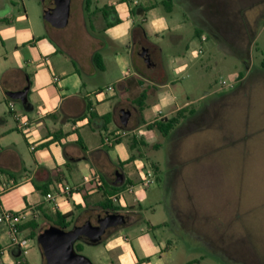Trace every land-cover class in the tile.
<instances>
[{
    "label": "rangeland",
    "instance_id": "1",
    "mask_svg": "<svg viewBox=\"0 0 264 264\" xmlns=\"http://www.w3.org/2000/svg\"><path fill=\"white\" fill-rule=\"evenodd\" d=\"M78 1H72L73 10ZM92 1L94 5L103 6L110 0ZM163 1L139 0L146 9L151 3L157 4L156 9L148 11L145 16L147 26L157 17L165 18L174 27L175 34L183 37V42L182 46H174L168 37L161 42L170 85L158 89L154 96L148 98L142 117L150 119L158 116L160 111L168 113L174 103L178 106L188 103L189 109L198 112L170 138L142 127L138 131L144 136L137 133V139H142L145 146L130 149L128 142L132 140V135L122 142V152L124 149L130 153L135 151L139 164L149 165L152 173L154 169L150 164L160 168L161 180L157 182L153 178L154 182L145 188V197L141 200L139 210L143 220L137 224V253L140 257L159 254L163 264H264V77L256 75L235 90H221L220 86L221 80L236 83L240 73L245 71L241 58L237 56L240 53L230 42H237L241 48H249L250 65L262 68L264 7L258 6V17L243 38L237 37L238 20L227 23L219 18L225 34L231 37L229 43L224 41L219 46L212 37L202 41L194 35L192 20L181 4L171 1L172 11H169L162 4ZM7 3L14 6L15 19L12 22L15 26L20 21L26 24L30 18L38 33L47 37L53 35L60 41L63 47L60 55L69 68L72 62L70 51L88 40L85 31L80 26L74 28L72 22L64 29L50 26L43 20L42 0H7ZM238 11H241L240 7H235L232 12ZM134 16L138 21L136 14ZM94 35L102 36L99 30ZM152 40L157 42L155 37ZM95 44L98 45L94 42L91 47H96ZM115 53L128 58L126 48L119 47ZM184 54L189 64L176 71L178 57ZM104 58L108 70L102 72L98 83L91 87L111 84L113 91L118 93L115 80L129 76L134 68L131 63L121 70L113 53L105 54ZM2 78L0 68V83ZM104 87L100 92L107 97L111 92L108 86ZM164 97L166 101L161 102ZM17 107L20 109L22 105L17 104ZM99 137L97 134L96 139ZM107 148L111 153V148ZM91 173L93 170L86 163H81L71 172L80 179ZM106 178L112 183L113 168L108 170ZM3 183L4 180L0 179V189ZM36 185L34 180L18 188L9 195L11 202H6L7 198L1 195L0 217L4 212L20 213L28 206L44 202L45 196ZM88 202L89 207L85 211L75 208L74 221L81 215L84 223L90 210L101 211L95 206L96 196L89 198ZM46 206L52 207L48 202ZM115 206L120 209L117 203ZM36 220L39 227L35 230V236L28 235L30 230L26 233L29 239L28 254L22 256L20 251L14 257L0 254L2 263L17 264L20 261V264H45L37 237L54 225L41 215ZM169 220L171 230L154 228ZM6 230L0 224V247L9 243ZM158 243L167 246V249L161 252ZM79 244L80 253L94 264L109 262L104 245ZM142 264H148V261Z\"/></svg>",
    "mask_w": 264,
    "mask_h": 264
},
{
    "label": "crops",
    "instance_id": "2",
    "mask_svg": "<svg viewBox=\"0 0 264 264\" xmlns=\"http://www.w3.org/2000/svg\"><path fill=\"white\" fill-rule=\"evenodd\" d=\"M86 1L79 0L74 10L71 3L69 24L72 22L74 28L80 26L90 41L86 39V43H81L70 51L72 62L68 68L60 55L63 50L60 41L53 35L47 37L38 33L30 18L26 24L20 21L15 26L12 22L15 19L14 6L8 5L7 0H0V68L3 72L0 83V179L9 186L0 191V196L6 197V202H11L9 195L34 180L41 193L40 188L46 186L48 194H59L67 185L76 189L68 200L59 197L55 201L47 200L45 196L44 202L28 206V210L22 209L21 212L37 210L40 205L47 214L56 211L62 214L75 213L76 206H82L85 211L89 207L88 199L95 196V206L98 207L97 204L103 201L102 193L96 188L97 182L86 183L85 178L98 176L103 182H108L106 175L110 168L114 169V173L121 168L126 183L121 200L114 203L119 205L120 210L132 208L137 212V206L141 208V200L145 197V188H148L142 186L144 178L151 175L157 181V173L155 170L152 173L149 165L139 164L135 151L130 153L124 149V153L122 152L124 138L132 135L128 145L130 149L136 150L137 133L144 136L139 133V129L147 128V125L155 121L171 118L184 108H190L188 103L181 106L174 103L168 113L160 111L158 116L150 119L142 117L148 98L154 96L158 89H165L170 85L161 42L168 37L172 45L182 46L183 37L175 34L169 21L157 17L147 26V13L138 17L137 8L141 5L135 7L131 0H110L103 6L94 5L91 0L88 10ZM103 7L107 10L106 17L99 12ZM155 9L156 7L149 11ZM185 12L189 16L187 9ZM191 20L194 35L202 30L199 39L206 41V32L196 20ZM45 30L47 31L46 28ZM96 30L102 34L101 37L94 35ZM153 37L157 42L152 40ZM94 42L98 45L91 47ZM119 47L126 48L128 58L115 53ZM144 48L149 50L153 65L142 58L140 52ZM110 53L115 55V62L121 70L132 63L134 72L115 80L118 83V93L109 91L111 93L107 97H98L96 94L105 89L104 86L111 87V84L91 87L98 83L102 72H107L108 65L104 55ZM97 54L100 58L96 61ZM188 64L187 56L179 55L176 71ZM27 86L30 88L29 107L7 96V92L21 91ZM161 100L165 102L166 98ZM11 101L14 102L13 109L9 107ZM17 104L22 107L19 109ZM124 109L131 111L126 128L121 126L119 119ZM15 114L30 120L31 129L19 130ZM110 131L126 133L119 143L109 147L111 153L104 144ZM97 134L100 136L98 140ZM81 163H86L93 173L80 179L71 172L80 167ZM153 165L150 164L152 168ZM130 188H133L132 192ZM47 202L52 205L51 208H47ZM156 226L158 225L154 228ZM119 234L107 241V264H142L144 261H148V264H163L159 254L140 257L137 253V224ZM158 244L161 252L166 250V246ZM8 245L7 242L0 247L1 250L5 249L2 256H16ZM1 262L3 259H0Z\"/></svg>",
    "mask_w": 264,
    "mask_h": 264
},
{
    "label": "flooded vegetation",
    "instance_id": "3",
    "mask_svg": "<svg viewBox=\"0 0 264 264\" xmlns=\"http://www.w3.org/2000/svg\"><path fill=\"white\" fill-rule=\"evenodd\" d=\"M175 3L181 4L182 6L187 9L189 12V17L193 20H196L199 27H201L206 32V39L209 37H212L217 45L220 46V44L224 41H227L228 43L231 41V37L228 34H225L223 23L222 25L219 24L218 20L219 18H223V22H233V19L238 20L240 22L239 25V35H237L238 38H243L244 35L250 31L251 24L255 21V19L258 17V6L264 7V0H171ZM235 7H240L241 11L238 13L232 12ZM231 45L234 46V49L240 53V55H237L241 58V61L245 67L244 73L240 79H238L232 89L227 90H235L239 85H243L248 82L249 79L252 77H255L256 75L263 76L264 77V69H257L259 67H256L254 65H250L249 61V48H241L237 42H230ZM148 51L149 55L150 52L146 48L142 49L140 54L142 58L145 60L146 55H144V52ZM238 54V53H237ZM149 65H153L152 62H150ZM198 112V110H196ZM196 112V113H197ZM196 117V114L188 118L186 121L189 122L190 119ZM186 122V123H187ZM118 172H123L120 169H116L114 173V178L112 180V185L117 186L115 184L116 182V175ZM139 206H137V212L133 210L132 208L127 210H116V211H91L86 214L87 220L82 223L83 219H80L82 216L79 215L78 218L74 221L73 226H82L87 221H91L93 225H96L98 222V219L100 216L105 215L106 212H112L121 214L125 217L126 222L118 227L108 229L105 233V235L102 237V243L100 245H104L106 247L107 240L111 238L112 236H115L116 234H119L126 229L130 228L133 224H138L143 220V216L141 211L138 209ZM82 223V224H81ZM156 228H172L171 221L165 222L163 224H160L156 226ZM38 238V237H37ZM79 243V242H78ZM77 243V244H78ZM80 243H84L87 245H90L89 239L83 238ZM91 246V245H90ZM167 248V246H166ZM12 251L18 252L17 249H12ZM1 253V248H0ZM21 262H17V264H20ZM4 264V263H0Z\"/></svg>",
    "mask_w": 264,
    "mask_h": 264
},
{
    "label": "water",
    "instance_id": "4",
    "mask_svg": "<svg viewBox=\"0 0 264 264\" xmlns=\"http://www.w3.org/2000/svg\"><path fill=\"white\" fill-rule=\"evenodd\" d=\"M44 6L43 18L52 27L56 29H64L68 26L71 16L72 0H42ZM145 13L141 9L137 10L138 17H143ZM145 62H150L148 51ZM29 86L21 91L7 92V96L13 100L20 102L23 106L28 104ZM131 118V111L124 109L121 111L119 119L121 126L126 128ZM125 183V175L118 172L116 175V185ZM126 222L125 217L121 214L106 212L100 216L96 225L91 221H87L82 226H74L69 230L53 226L44 234L38 236L37 242L42 250L45 264H94L87 256L76 250V245L83 238L89 239L91 246H98L102 243V237L106 231L123 225Z\"/></svg>",
    "mask_w": 264,
    "mask_h": 264
},
{
    "label": "trees",
    "instance_id": "5",
    "mask_svg": "<svg viewBox=\"0 0 264 264\" xmlns=\"http://www.w3.org/2000/svg\"><path fill=\"white\" fill-rule=\"evenodd\" d=\"M91 0H87L86 1V9L88 10V5L90 4ZM171 0H164L162 2L163 5L167 6V9L169 11H172V7H171ZM157 7V4H152L150 6H148V8H144L143 6H140L138 9H141V12L147 13L149 10L153 9ZM100 13H102L105 17H106V7H103L99 10ZM89 23H91V16H89ZM90 25V24H89ZM92 27V26H91ZM202 30L197 31L195 36L197 38H201L202 36ZM98 58H100V55H96V61L98 60ZM262 68L264 69V62L262 63ZM243 74L240 73V77H242ZM26 107H29L28 104L26 105ZM197 111L194 109H189V108H184L180 111L177 112V114L171 118H164L162 120L159 121H155L152 124L147 125V129L148 130H154V131H158L160 132L164 137L170 138L174 135L175 131L184 123L186 122V120L188 118H190L191 116L197 114ZM93 115V114H92ZM120 141V140H119ZM119 141L117 143H119ZM135 144L138 146H145L146 143L141 139L135 141ZM153 169L155 170V172L157 173V181H160L161 178L159 177L160 175V168L157 165H153ZM102 184H97L96 188L97 190H99L102 193L103 196V201H101L100 203L97 204V206L104 211H116L118 210V208L115 206V201L112 199V197L117 196L118 194H121L126 186V183H124L123 185H117L114 186L111 183H108L106 181L103 182V180H101ZM40 190L42 191V194L44 196H46L48 194V186L44 187V188H40ZM85 200V204L87 203V197H84ZM118 202L121 200L120 197L117 198ZM78 209H83L82 206H76ZM37 211L39 212V215H41L42 217H44L46 220L50 221L54 226L62 228L64 230H69L72 228L73 223H74V216L75 213L73 212H69L66 214H62L59 211L56 212H50V213H46L43 210L42 205L37 207ZM39 227V223L37 222L36 218L30 220L29 222H27L25 225L22 226L23 230H30L29 232V236L34 237L35 236V230H37V228ZM167 249V248H166ZM76 250L80 253L81 252V245L78 243L76 245ZM13 254H18L15 251H12Z\"/></svg>",
    "mask_w": 264,
    "mask_h": 264
},
{
    "label": "built area",
    "instance_id": "6",
    "mask_svg": "<svg viewBox=\"0 0 264 264\" xmlns=\"http://www.w3.org/2000/svg\"><path fill=\"white\" fill-rule=\"evenodd\" d=\"M133 5L135 7L140 6V2L139 0H134L133 1ZM206 38L204 37V40ZM235 83H231L229 84L228 82H226L225 80H221L220 81V86H221V90H227V89H232L234 87ZM108 91H113L112 87L108 88ZM98 97L104 95L103 92H98L96 94ZM9 107L11 109L14 108V102L11 101L9 103ZM15 118L18 121V128L21 131H27L30 130L32 127V122L30 120H25L23 119V117H21L20 115L15 114ZM125 132H114V131H110L107 133L105 140H104V144L107 147H113L117 144V142L119 140H121L122 137L125 136ZM92 181L97 182V184L101 182V179L96 176V177H86L85 178V182L86 183H90ZM154 182L153 178L151 175L146 176L143 180L142 186L143 187H149L152 183ZM7 188H9V186L4 183L1 186V191L6 190ZM76 190L75 188H72L70 186H65L61 189V191L59 192V194H47L46 195V199L47 200H57V198H64L66 200H68V198L71 196V194L73 193V191ZM133 191V188H130V192ZM123 193L118 194L117 196L112 197V199L115 202H118L117 198L118 197H122ZM59 208V207H58ZM39 215V212L37 210H29L26 212H21V213H13V212H4L3 215L0 217V224L5 226L8 230V234L10 237L9 240V245L8 248L10 249H17L18 251H20L22 253V256H26L28 254V245H29V239L27 238L28 235H26L27 230H23L22 226L25 225L27 222H29L30 220L36 218ZM4 250H1V255H3Z\"/></svg>",
    "mask_w": 264,
    "mask_h": 264
}]
</instances>
